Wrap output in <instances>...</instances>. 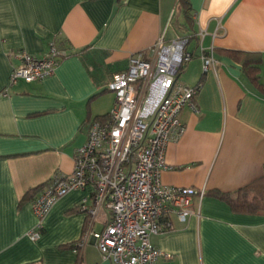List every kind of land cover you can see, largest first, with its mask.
Segmentation results:
<instances>
[{
    "label": "crops",
    "instance_id": "crops-1",
    "mask_svg": "<svg viewBox=\"0 0 264 264\" xmlns=\"http://www.w3.org/2000/svg\"><path fill=\"white\" fill-rule=\"evenodd\" d=\"M183 2L188 12L180 0H0V264H112L94 240L80 245L91 217L79 208L92 188L61 197L36 240L31 203L54 176L72 173L130 56L178 36L191 37L194 55L180 80L201 87L196 108L180 114L185 130L167 146L161 180L206 193L192 198L186 222L166 215L173 228L151 241L172 257L157 264H264V214L237 212L222 198L264 175V91L230 53L259 54L264 87V0ZM51 42L63 53L54 74L5 96L18 53L41 56ZM211 48L217 65L204 73L201 54Z\"/></svg>",
    "mask_w": 264,
    "mask_h": 264
},
{
    "label": "built area",
    "instance_id": "built-area-1",
    "mask_svg": "<svg viewBox=\"0 0 264 264\" xmlns=\"http://www.w3.org/2000/svg\"><path fill=\"white\" fill-rule=\"evenodd\" d=\"M190 39L161 37L151 48L131 55L127 69L113 76L108 86L115 94L113 107L90 122L87 141L75 153L72 173L54 176L31 203L38 221L29 232L33 240L41 236L44 219L61 197L90 187L92 194L79 210L91 217V227L80 245L94 240L102 258L112 264H157L172 257L152 243V236L173 228L167 214L186 222L193 214L192 198L206 193L168 187L161 180L168 167L167 146L185 130L180 114L186 107L196 108L201 87L180 80L194 56L188 51ZM17 57L20 62L13 68L5 96L21 81L31 83L53 75L63 53L51 42L41 56L22 51ZM201 59L204 73L217 65L213 48L203 51ZM104 213L109 214L106 226L97 232L92 225Z\"/></svg>",
    "mask_w": 264,
    "mask_h": 264
},
{
    "label": "trees",
    "instance_id": "trees-1",
    "mask_svg": "<svg viewBox=\"0 0 264 264\" xmlns=\"http://www.w3.org/2000/svg\"><path fill=\"white\" fill-rule=\"evenodd\" d=\"M180 2L185 6L186 12H188V6L186 7L183 0H180ZM230 53L236 60L241 62L247 77L257 89L264 91V87L261 83L262 58L260 55L234 51ZM222 198H224L237 212L264 214V175L235 193L222 195Z\"/></svg>",
    "mask_w": 264,
    "mask_h": 264
}]
</instances>
